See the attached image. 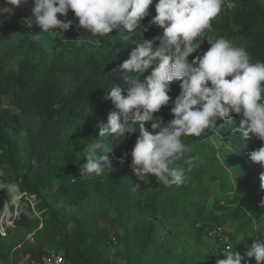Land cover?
I'll return each mask as SVG.
<instances>
[{"label":"clouds","instance_id":"clouds-1","mask_svg":"<svg viewBox=\"0 0 264 264\" xmlns=\"http://www.w3.org/2000/svg\"><path fill=\"white\" fill-rule=\"evenodd\" d=\"M30 0H3L0 16L10 17L17 8ZM32 16L26 25H35L42 33L60 37L61 31L83 29L92 37H106L114 31L120 39L131 41L135 47L129 58L114 73H122L126 87L114 83L106 94L113 111L107 123L100 122L99 139L83 148L87 162L81 166L80 177L103 175L112 172L109 153L112 148L101 138L123 140L126 134L138 133L131 153L115 158L123 166L131 156V168L139 181L156 178L165 186L185 182V169L174 166L184 153L191 151L183 137H200L206 131H214L218 124L230 123L234 115L240 117L238 131L242 140L251 136L264 142V61L253 62L248 51L231 41L219 37L207 39L210 47L197 54L201 43L197 40L210 21L221 10L223 0H157L155 15L148 27L157 26L162 33L151 39H133L141 21L149 15L153 0H31ZM74 13L78 23L67 19ZM64 17V19H58ZM78 44L85 39L76 40ZM101 44V40L96 41ZM120 49H116L118 55ZM150 74L145 76L146 72ZM174 81H179V94L173 100L169 93ZM171 101L172 119L164 121L157 114ZM150 125L151 131L148 130ZM122 138V139H121ZM250 159L264 169V144L250 154ZM190 162V161H188ZM0 168V178L5 177ZM260 188L264 191V171L260 173ZM136 187H140L139 184ZM0 192L6 199L0 207V219L12 215L25 193L14 181L0 179ZM260 207H264V198ZM227 240V238H223ZM223 259L215 264H241L246 258H254L256 264H264V243L253 241L245 256L234 251L231 243L218 253ZM217 254V255H218Z\"/></svg>","mask_w":264,"mask_h":264},{"label":"trees","instance_id":"trees-1","mask_svg":"<svg viewBox=\"0 0 264 264\" xmlns=\"http://www.w3.org/2000/svg\"><path fill=\"white\" fill-rule=\"evenodd\" d=\"M156 2L153 0L149 15L141 21L142 26L148 30L144 32L142 28L137 29L133 39L139 41L143 36L145 39L152 38L156 26L148 28V25L156 14ZM2 4L3 0H0ZM31 7L30 0L29 4L17 8L10 17L0 16L5 19L4 25L0 26V156L22 191L36 198L38 212L47 210L55 215L54 209L60 204L81 206L90 188L100 183V176L93 179L89 176L80 177V173L76 172L69 175L68 164L79 157L80 170L87 162L83 159V148L99 139L98 124L107 123V116L113 111L112 102L105 99L109 88L114 83L126 87L120 76L122 73H114L113 70L129 58L135 45L131 41L121 40L115 31L106 37H92L83 29L71 28L61 31L65 39L51 37L54 46L42 47L32 40L31 31L25 29L22 23L24 18L32 16ZM58 19L64 17L58 16ZM67 19L78 23L74 13L67 16ZM217 29L220 36L226 39H249L251 45L246 50L252 61H264V7L259 1L237 0L232 17L225 19ZM209 37H203L197 50L199 54L210 47L207 42ZM81 38L85 42L78 44L76 40ZM97 40H101V44L96 43L90 51L87 43ZM116 49H120L118 55L115 54ZM193 55L195 57L197 53ZM192 59L189 57V61ZM12 60H17L16 70L8 69ZM150 71L144 75H149ZM179 83L174 81L171 85L169 95L173 100L179 94ZM4 102H8L15 111L3 108ZM170 108L171 101L154 115L168 121L172 119ZM77 126L85 127L84 131L78 132ZM239 127L240 117L234 115L230 123H224L222 127L218 124L217 130L224 135L232 149L245 156L250 162L247 167L256 175L258 164L250 159V154L264 142L254 136L242 140ZM148 130L151 131L150 125ZM137 136L138 133L126 134L120 142L111 137L101 138L112 148L109 159L113 171L118 167L132 170L130 155L123 166L115 158L130 154ZM172 186H165L164 191L146 202L150 219L145 227V243L149 248H153L157 241L166 244V238L173 233L172 222L182 215L179 211L169 214L166 210L165 201ZM262 198L264 192L260 196ZM194 206L197 207L196 215L187 212L185 218L189 221L195 219L196 228L201 226L205 207H201L199 202ZM236 215L248 219L243 209H238ZM35 216L29 205L24 206L18 227H32ZM252 233L248 247L253 241L264 243V231ZM60 247L66 251L65 264H97L69 241H64ZM247 248L241 252L242 257ZM47 253L41 250L33 253V257L39 259ZM246 259L248 261L249 258ZM175 262L173 258L170 264ZM241 264H245V260Z\"/></svg>","mask_w":264,"mask_h":264},{"label":"rangeland","instance_id":"rangeland-1","mask_svg":"<svg viewBox=\"0 0 264 264\" xmlns=\"http://www.w3.org/2000/svg\"><path fill=\"white\" fill-rule=\"evenodd\" d=\"M257 1L264 7V0ZM236 4L237 0H223L220 12L210 21L211 30L197 38L201 44L205 35L213 40L222 37L217 28L232 17ZM70 14L71 11L68 16ZM26 23L23 26L31 31L33 41L42 47L54 46L52 36L42 33L37 38L34 35L41 29ZM62 37L65 39L64 35ZM227 40L245 49L251 45L249 39ZM95 44L96 41H89L87 48L91 51ZM8 69L16 70L17 60L10 61ZM3 108L15 111L8 102H4ZM84 129L76 128L80 133ZM183 140L191 151L184 153L174 166L184 167L186 179L168 190L165 201L169 214L179 211L182 215L172 222L173 233L166 238V244L157 241L149 248L145 243V227L150 219L146 202L164 191L165 185L159 184L153 176L148 178L149 183L139 181L132 170L118 167L110 174L100 175L99 185L90 188L79 207L60 204L54 209V215L47 210L38 212L36 200H31L36 219L30 228L16 225L6 236L0 235V264H25L27 258L36 259L33 253L41 250L64 255L66 251L60 247L64 241L80 248L97 264H170L173 258L176 259L174 264H215L217 259L224 258L218 253L227 242L241 254L249 240L252 241V232L264 231V207H260L264 191L259 179L264 169L258 164L253 175L247 167L250 162L232 149L217 129L206 131L200 137H183ZM78 165L79 157H76L68 164V174L80 173ZM0 168L6 173L0 179L15 182V176L1 161V156ZM89 177L97 178L95 174ZM137 184L140 187H136ZM5 199V194L0 192V206ZM196 202L205 207V213L201 226L195 228V219L189 221L185 217L187 212L196 215ZM238 209H243L248 219L236 215ZM27 217L30 218L28 213ZM215 229H220V234L211 236L210 231ZM254 263V258L247 261V264Z\"/></svg>","mask_w":264,"mask_h":264},{"label":"built area","instance_id":"built-area-1","mask_svg":"<svg viewBox=\"0 0 264 264\" xmlns=\"http://www.w3.org/2000/svg\"><path fill=\"white\" fill-rule=\"evenodd\" d=\"M26 19L27 18L23 19V22H22L23 25L25 24ZM4 21H5L4 18H0V26L1 27L4 25ZM162 31H163L162 29H160L156 26L154 33L152 35V38L157 36V35H160L162 33ZM197 54H199V52H197ZM191 57L194 58V55L190 56V58ZM31 200H34V202H35L36 198L30 196L28 193H25V195L22 197L21 201L19 202V205L13 206L12 215L9 217H5L4 219H0V235L1 236H6L7 231L10 228H15L16 225H18V222L22 219V215L24 212L23 209H24L25 205H29L33 209V211L35 212V208L32 205ZM217 234H220V229H215V230L210 231L211 236H216ZM113 240L115 241V239H113ZM227 243H230V242H227ZM25 264H65V260H64V255L54 251V252H51L47 255L42 256L39 259L27 258ZM254 264H256V263H254Z\"/></svg>","mask_w":264,"mask_h":264}]
</instances>
